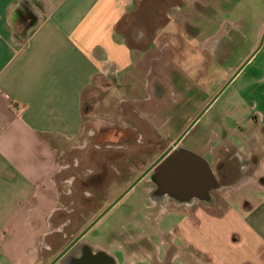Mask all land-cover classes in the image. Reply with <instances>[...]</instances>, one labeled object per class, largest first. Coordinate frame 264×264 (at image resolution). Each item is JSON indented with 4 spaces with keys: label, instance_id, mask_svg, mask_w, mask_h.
<instances>
[{
    "label": "crops",
    "instance_id": "obj_1",
    "mask_svg": "<svg viewBox=\"0 0 264 264\" xmlns=\"http://www.w3.org/2000/svg\"><path fill=\"white\" fill-rule=\"evenodd\" d=\"M254 2L201 0L196 32L205 42L202 52L215 42L222 44L221 53L230 52L251 28L247 56L252 54L264 30V11L258 14ZM193 3L0 0V264L43 263L50 217L58 209L50 191L57 155L81 136L85 99L100 84L121 83L137 69ZM235 81L256 120L238 151L257 160L256 175L231 186L264 190V42ZM259 194L245 197L242 212L201 213L196 221L175 224L172 231L186 240L190 256L172 264H264V191Z\"/></svg>",
    "mask_w": 264,
    "mask_h": 264
},
{
    "label": "rangeland",
    "instance_id": "obj_2",
    "mask_svg": "<svg viewBox=\"0 0 264 264\" xmlns=\"http://www.w3.org/2000/svg\"><path fill=\"white\" fill-rule=\"evenodd\" d=\"M193 2L192 10L181 16L177 26L175 22H172L171 27L167 28L156 46L149 49L143 59L138 62L137 69L130 71L121 83L110 86L100 84L97 91L92 92L85 99L82 134L75 139V145L72 146V144L66 150V155L62 156L60 153L57 155L59 167L68 164L71 167L61 174H57L54 177V185L56 186L50 188L51 194L57 199L55 201L56 207L60 204L63 208L62 212L65 214L60 215L57 212L50 219V233L45 241L47 246L51 245L53 249L44 251L45 262L61 248L57 231L63 228L65 222L71 220L70 224L65 227V231L68 234H76L78 228L75 224L79 221L77 212L82 211L85 214L84 220L89 221V209L85 211L81 204L76 202L79 195L95 194L102 197L104 202L101 207H103L124 191L140 173L139 168L134 171H128L126 168L128 164L132 162L137 164L140 161L137 152L142 147H148V138L160 132L155 125L146 123L140 117L139 112L136 113L132 110L133 108L140 109L143 114L150 115L152 120L156 119V111L153 110V107H146L143 101L141 106L139 103L131 102V98L135 96H139V98L145 96L144 93L139 95L135 93L139 90V86L149 81L151 84L159 81L154 75L151 77L146 75L147 70L154 68V72H160L162 75L161 83L169 84L173 83L171 73L186 71L190 77L185 75L179 82H194L195 86L201 85L199 86L202 89L201 92L206 95L205 93H211L218 89L222 81L234 70H237L239 67L237 65L244 55L246 59L250 56L251 53L247 56V51L251 45L248 41L252 38L249 31L251 28H246V31L248 30L247 35L243 36L239 42L236 41L230 52L221 53L222 44L215 42L214 44L210 43L208 53H203L202 48L205 42H202L200 32H196V25L200 28L202 26L199 10L201 0H193ZM254 3L259 11L258 14H263L264 3L261 0H255ZM249 68L243 75L247 74ZM238 86L239 81H235L219 96L190 130L186 139V144L197 149L210 163L216 162L222 144L228 140L237 143L239 148L243 146V141L251 135V126L255 125L250 120L252 117L250 113L252 112H250L248 103L240 100ZM177 91L179 90L175 87H170L166 100L183 98L185 91ZM145 92H152V90L148 89ZM196 99L198 100V97ZM198 102H201L200 98ZM124 125H134V128L128 127L126 135L116 140L117 137L121 136L118 134V130L120 132ZM111 127L118 130L109 129ZM100 132V140H97V134ZM111 139L114 141L112 142ZM205 140H208L207 147L203 143ZM247 144L250 143L247 142ZM108 147H112L113 151L106 150ZM155 156L152 154L145 156V158L153 159ZM95 162L99 165L110 163L112 175L108 177L105 186H98L93 190L84 189L79 186L76 180L85 178L84 173L87 169H93ZM255 165L250 163V168L243 177H254L256 175ZM214 168L216 172L215 165ZM236 189L235 186H229L224 190L212 192V197L205 203L206 205L196 203L193 210H186L183 206L176 207L172 203L153 209L152 204L146 198L144 184H138L99 221L89 233L88 238L90 240L95 239L94 241L99 240L106 244L109 249H112L115 255L122 257L123 254L119 251L122 244L131 243L132 249L138 251L140 246L137 247L133 244L139 242L141 238L148 237L158 246L157 251L151 250L152 254L156 255L154 256L155 259H161L156 264H171L170 261L165 260V254L169 251L172 256L174 255L172 262H184L182 259L189 258L190 253L184 244L186 240L183 239V236L173 232L175 224H179L183 219L188 223L196 221L202 215L201 213L219 217V214L227 210L242 212L243 205L250 195L253 198L256 195L255 198H257L260 195V190L264 191L258 186H243ZM85 204L88 208L91 202L88 201ZM145 215L148 218H144ZM160 227L164 230L163 235L160 234ZM139 255L142 256L141 254L131 255V264ZM125 262L126 260H123L122 264ZM143 263L146 262L141 264Z\"/></svg>",
    "mask_w": 264,
    "mask_h": 264
},
{
    "label": "flooded vegetation",
    "instance_id": "obj_3",
    "mask_svg": "<svg viewBox=\"0 0 264 264\" xmlns=\"http://www.w3.org/2000/svg\"><path fill=\"white\" fill-rule=\"evenodd\" d=\"M236 71L237 70H234V72L230 73V75L222 81L218 89L213 90L211 93L207 92L205 93L206 95H204L201 92L202 89L199 87L201 85L195 86V84H193L194 82H179L183 77H185V75H190L186 71L181 70V72L178 71L176 73H171V81L173 83L169 84L161 83L160 79L162 75L160 74V72H154V68L148 69L146 75H150L149 77L154 75V77L156 79L158 78L157 80L159 81L152 84L150 83V81L147 83H143L142 86H139V90H137V92L135 93H137V95H139L140 93H144L145 96H143L142 98H139V96H135L134 98H131V102H135V104L139 103L140 105L143 101L146 107H153V110L156 111H154L156 114V119L152 120V117H150V115L145 113L143 114L140 109L133 108L132 110L136 113L139 112L140 117H142V119H144L146 123H148L149 125H155V127H158V131L160 132L158 133L159 135L155 134L148 138V147H142V149L137 152L140 160L137 164L135 162H132L131 164H128V167L126 164V170L134 171L139 168L140 173L129 183L124 191H122L113 200L109 201L108 203L106 202L107 204L103 207H101L102 203L104 202V199L102 197H98L95 194L79 195L76 202L80 203L83 207L82 209H84L85 211L89 209V221L84 220L85 214L82 211L77 212V218L79 219V221L77 222V224H75L74 221L75 226H77L78 228L76 234H68L65 231V227L70 224L69 222H71V220L65 222L63 228L57 231L59 233L58 238L61 248L59 249V251L54 253L53 257H51L47 262L43 261L42 264H122L123 260H126L125 264H130L131 255L136 254L142 255H139V257L134 261L137 264H141L142 262L156 264L157 261L159 262L161 259H155L154 256L156 255H153L151 251H157L156 248H158V246L148 237L141 238L139 242L133 244L137 247L140 246V249L138 251L132 249L131 243L127 242V244H122V247L126 249H123L122 247L119 248V251L123 254V256L120 257L118 255H115L112 249H109L106 244L101 243L99 240H90L88 238V235L91 230L99 223V221L117 203H119L120 200L129 191H131L138 184H144L146 198L152 204L153 209L160 208L167 203H172L176 207L183 206L184 208H186V210H193L196 203L206 205L205 203L212 197V192L221 191L226 187L231 186L246 173V171L250 168V163H252L253 165L256 163L257 156H253L247 160L241 157L238 151L239 146L232 140H230L231 143L228 146L222 144L221 150L219 152V157L214 163H210V161L207 160L204 155L198 152L197 149L186 144V139L190 133V130L199 122L204 113L212 106V104L219 98V96L231 84L235 82L237 76L239 75L238 74L232 80ZM170 87H175L177 90H179L177 92L185 91L184 97L179 100L171 98H169V100H166V97L169 94L168 91ZM148 89H151L152 92L146 93L145 90ZM197 97L198 100L200 98L201 102H198V100L196 99ZM201 104L203 105L199 110ZM158 111L160 113H157ZM193 114L195 115L193 116ZM250 120L252 121V123L256 121L252 117L250 118ZM128 127L134 128V125H124L120 132L114 127H111L109 129L118 130V134L121 136L117 137L116 140H119L120 137H124L126 135ZM262 131L264 133V126L262 127ZM100 135L101 132L97 134V140H100ZM111 141L113 142L114 140L111 139ZM176 142L178 143L176 144ZM203 143L205 147L208 146V140H205ZM66 150L60 152V154L62 156L66 155ZM106 150L113 151V148L108 147ZM189 151L203 156L209 162L214 172V165L216 166L217 171L215 172V176L217 178L218 185L216 188L211 190L209 196H205V194L203 193H197L193 196L194 191L191 188L186 190H178L168 187L173 184L177 185L178 179L172 178V174L169 176V173H171V171L167 172V163L170 160L172 161L175 155L183 156V159H185L187 155L190 154ZM152 154L156 155L153 159H146L147 157L145 158V156ZM76 165L78 166V164H75V166ZM110 165V163L99 165L95 162L93 164V169H87L84 173L85 178H80L76 181L79 183V186L84 189L90 188L91 190H93L98 186H105L108 181V177L112 175ZM69 167H71V165L69 164L63 167H59L56 175L59 173L61 174L63 171H66ZM136 181L138 182L134 185V187L126 194H124L125 191ZM187 182L188 179L182 180V183ZM88 201L91 202V205L86 208L85 203H87ZM98 208H100L99 211ZM62 211L63 208L59 204L57 211H55L51 215L50 219H52L57 212L61 215L63 213ZM144 218H148V216L145 215ZM52 249L53 247L51 245L45 247V250ZM173 259L174 255L172 256L170 251L166 252L165 260L170 261L172 264Z\"/></svg>",
    "mask_w": 264,
    "mask_h": 264
},
{
    "label": "water",
    "instance_id": "obj_4",
    "mask_svg": "<svg viewBox=\"0 0 264 264\" xmlns=\"http://www.w3.org/2000/svg\"><path fill=\"white\" fill-rule=\"evenodd\" d=\"M264 42V31L257 48L252 52V54L243 62V64L237 69L232 80L243 70V68L251 61V59L256 55V53L260 50ZM178 142H176L177 144ZM190 154L187 155L185 159L183 156L175 155L172 161L170 160L166 166L167 172L169 176L172 174V178H177V185L173 184L168 186L170 188H175L178 190L181 189H193L194 194L203 193L205 196H209L211 190L217 187V178L215 176V172L213 171L209 162L201 155L189 151ZM166 155V154H165ZM171 159V157H170ZM183 159V160H182ZM186 160V161H184ZM165 168V170H166ZM171 169V170H170ZM168 176V175H167ZM188 179L187 183H182V180ZM133 183L124 194H126L129 190H131L134 185L137 183ZM185 182V181H184ZM204 184V185H203ZM192 196V195H191Z\"/></svg>",
    "mask_w": 264,
    "mask_h": 264
}]
</instances>
